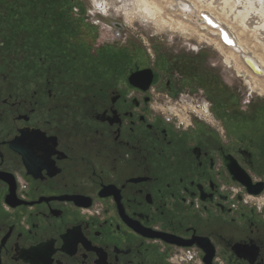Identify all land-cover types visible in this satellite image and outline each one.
Segmentation results:
<instances>
[{"label": "flooded vegetation", "instance_id": "1", "mask_svg": "<svg viewBox=\"0 0 264 264\" xmlns=\"http://www.w3.org/2000/svg\"><path fill=\"white\" fill-rule=\"evenodd\" d=\"M85 23L83 0H0V264H264V105L237 98L231 131L201 91L206 118H166L153 101L172 81ZM148 69V89L130 81Z\"/></svg>", "mask_w": 264, "mask_h": 264}, {"label": "rangeland", "instance_id": "2", "mask_svg": "<svg viewBox=\"0 0 264 264\" xmlns=\"http://www.w3.org/2000/svg\"><path fill=\"white\" fill-rule=\"evenodd\" d=\"M190 1L195 2L197 8L202 10L201 0ZM235 1L239 0H231L232 4ZM251 1L255 5L264 6V0ZM83 3L86 17L85 32L88 38L94 34L96 43L116 45L119 50L109 52L115 54L116 57L114 58L117 61L120 57H124L125 52L122 51V48L127 50L126 53H133L135 56L133 59L137 60L140 66L151 67L159 73L162 88L168 80L172 81L173 94H169L161 88H157L156 93L161 92L174 98L181 94L193 96L202 91L206 98L214 103L218 118L221 117L220 120H223L225 126L231 131H235L233 126L243 118L237 110L239 107L236 105L237 98L241 97V99L243 98L242 101L252 102L250 106H244L247 112L253 110L256 105H264V95L255 93L250 88V83L254 82L255 79L246 75L243 70H237L234 65H227L226 55L228 54L226 50L222 51L204 38L173 30L166 24H161L160 21L150 18L137 0H96V3H93V0H83ZM164 3L163 17L165 18L171 13L174 14L176 7L174 4L167 3V0ZM227 7V10L232 12L231 6ZM214 10L211 9L215 16L234 30L242 45L264 61V43L259 39V35L264 32L263 27H259L256 33L249 31L243 33V26L240 24L239 18L232 20L229 16L221 15ZM174 16L180 20L184 19L178 15ZM13 19V22L18 24V18L13 17ZM189 21L190 25L193 24L191 17ZM113 22L121 24L122 28L119 31L122 37L116 35V30L112 26ZM197 26L201 34L217 39V37L202 31L199 24ZM17 32L19 43L25 51L23 58L28 64H42L41 59L45 58V55L43 53L36 55V51L44 42L32 38L30 28L22 26ZM96 57L92 54H86L83 58L86 81L92 80V67L94 61L96 62ZM179 74L184 77L180 78ZM241 107H243L242 104ZM222 108L231 109V114L224 117L223 112L221 113Z\"/></svg>", "mask_w": 264, "mask_h": 264}, {"label": "bare ground", "instance_id": "3", "mask_svg": "<svg viewBox=\"0 0 264 264\" xmlns=\"http://www.w3.org/2000/svg\"><path fill=\"white\" fill-rule=\"evenodd\" d=\"M137 1L139 4H141V8L145 10L150 18L160 21L161 24H166L173 30L186 33L190 36L204 38L205 40H208L211 43L215 44L222 51L226 50L227 52H225L228 54L226 55L227 65L230 66L232 64L237 70H243L246 75L254 78V82L251 81L252 83H250L251 90L260 95H264V78H258L254 74H252V72L241 61V57L237 53V51L240 52V54L250 56L252 59H254L255 62L258 63L259 66H261L263 70L264 61L255 53L248 51L247 47L242 45L234 30L229 25L221 21V19L215 16L211 11V9L213 8L217 13L221 15H227V17L229 16V18H232V20H237L239 18L240 24L243 26V33H245V31L256 33L261 26L264 30V6L255 5L251 0H239L235 1L234 4H232L231 0H201L203 7L202 10H199L196 3H193L190 0H167V3L175 5L176 10H174V14L171 13L164 18V1L166 0ZM227 6H231L232 12L227 10V8H229ZM196 12L199 13L200 17L198 16V14L196 15ZM202 14H206L207 16L211 17L212 20H215V22L220 24L223 29L228 31L229 36L236 43L237 51L234 47H228L224 43H222L220 38L221 32L218 29L210 27L207 21L201 17ZM174 15L184 17V19L180 20ZM190 17L192 19V23L195 25H190ZM197 24H199L200 27L202 26L203 30H205L208 34H213L215 37H217V39H212L207 35L201 34ZM259 39L264 43V32L259 35ZM222 44L228 49H226Z\"/></svg>", "mask_w": 264, "mask_h": 264}, {"label": "built area", "instance_id": "4", "mask_svg": "<svg viewBox=\"0 0 264 264\" xmlns=\"http://www.w3.org/2000/svg\"><path fill=\"white\" fill-rule=\"evenodd\" d=\"M153 109L166 118L182 122H189L194 117L206 118L210 110L208 102L190 94H181L174 98L167 94H157ZM257 206L264 207V195L257 198Z\"/></svg>", "mask_w": 264, "mask_h": 264}, {"label": "water", "instance_id": "5", "mask_svg": "<svg viewBox=\"0 0 264 264\" xmlns=\"http://www.w3.org/2000/svg\"><path fill=\"white\" fill-rule=\"evenodd\" d=\"M201 17L205 19L208 23V25L214 29H218L221 32L220 38L222 43H224L228 47H234L237 51L236 43L233 41V39L229 36L228 31L223 29L220 24L215 22V20H212L211 17L207 16L206 14H202ZM121 28V26H119ZM237 53L240 55L241 60L243 63L247 66V68L257 77L264 78V70L261 68V66L258 65L257 62L254 61L250 56H246L243 54H240V52L237 51ZM145 76L146 79V87L145 89H148V86L151 84L152 79H153V71L151 69L141 71L139 73L134 74L131 78L130 81L132 82L135 78L138 76ZM237 180L244 186L248 188V190L254 194V195H259L262 190H263V184H257L253 186L250 182L249 177L247 178H240L237 177ZM251 187L256 188V189H251Z\"/></svg>", "mask_w": 264, "mask_h": 264}, {"label": "snow or ice", "instance_id": "6", "mask_svg": "<svg viewBox=\"0 0 264 264\" xmlns=\"http://www.w3.org/2000/svg\"><path fill=\"white\" fill-rule=\"evenodd\" d=\"M93 3H96V0H93Z\"/></svg>", "mask_w": 264, "mask_h": 264}]
</instances>
